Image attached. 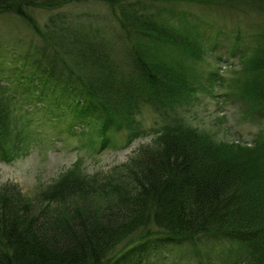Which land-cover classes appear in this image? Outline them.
<instances>
[{"label":"trees","instance_id":"trees-1","mask_svg":"<svg viewBox=\"0 0 264 264\" xmlns=\"http://www.w3.org/2000/svg\"><path fill=\"white\" fill-rule=\"evenodd\" d=\"M140 1L0 0V11L26 18L27 8L55 11L70 3L103 2L118 21L113 27L85 14L52 17L47 29L54 45L46 46L42 56L27 51L13 65L10 60L1 62L0 93L1 83L18 82L23 92H33L24 99L27 114L41 112L38 105L49 113L38 120L40 126H58L66 120L67 129L74 133L88 124L96 143L113 132L109 114H114V105L140 97L139 88L161 92L178 83L166 67L155 63L162 62L165 51L206 48L204 44L210 49L231 46L226 37L223 45L222 34L210 24L206 29L155 24L156 15L167 7L166 0L159 8L148 3L149 9L139 7ZM170 1L198 6L221 2ZM223 1L235 6L232 0ZM108 42L121 54L124 50V55L127 44L131 47V72L119 67ZM255 42L261 44L258 36ZM151 48L156 50V60L149 58ZM260 92L264 94V82ZM0 105L1 112L4 104L0 101ZM126 126L132 127L131 122ZM2 131L0 127V145H16L17 137ZM249 155L215 145L187 127L169 126L132 158L136 173H129L123 185L96 183L87 188L67 174L31 201H25L17 189L0 186V264H185L178 256L161 261L150 256L159 247L195 241L238 243L239 249L228 252L243 256L239 264H250L251 255L259 257L253 264H264V183L260 181L264 168ZM83 181L90 182L85 177ZM92 197L109 205L91 210L85 203Z\"/></svg>","mask_w":264,"mask_h":264},{"label":"rangeland","instance_id":"rangeland-1","mask_svg":"<svg viewBox=\"0 0 264 264\" xmlns=\"http://www.w3.org/2000/svg\"><path fill=\"white\" fill-rule=\"evenodd\" d=\"M232 1L234 7L223 0L214 6L176 2L173 5L167 0L163 3L167 7L159 9L163 12L156 15L155 24L203 26L205 29L210 28L206 25L210 24L216 33L222 34L223 45L227 44L226 37L231 39V46L210 49L204 44L206 48L186 51L184 47H173L165 51L162 62L155 63L161 69L166 67V72L174 75L178 83L161 92L139 88L140 97H128L123 104L114 105V114L109 111L113 132L99 137L96 143L88 124L74 129V133L67 129L66 120L59 122L58 126H40L38 120L46 119L44 115L49 113L40 105L41 112H36L35 116H29L25 110L24 99L27 100L33 92L28 89L23 92L17 86L18 82L5 81L8 86L1 83L0 101L4 104V110L0 112L1 131L8 130L17 140L16 145L14 142L0 145V186L13 191L17 189L25 201H31L44 196L53 182L67 174L73 177L72 181H81V185L87 188L94 187L96 183L100 187L123 185L130 179L129 173H136L131 164L140 148L151 146L167 127L178 125L195 130L215 145L250 153L249 156L261 162L264 168V94L260 92L264 82V0ZM140 2L138 6L146 9H149L148 3L156 8L161 5V0ZM82 3H70L63 10L55 11L27 8L23 10L27 18L0 11V44L3 47L0 65L4 60H10L13 65L27 51L37 56L44 55L45 47L54 45L48 37L50 30L47 25L52 17H61L60 14L67 18L85 14L99 23L109 21L113 27L118 25L106 3ZM149 12L148 15L151 14ZM256 36L261 41L257 47L254 46ZM105 44L112 50L119 67L131 72V47L127 44L129 50L124 55V50L121 54L112 43ZM198 48L201 52L195 51ZM151 49L149 58L156 60V50ZM183 82L186 86L179 87ZM123 121L131 122L132 127H127ZM2 132L6 134V131ZM5 141L8 142L7 139ZM83 176L90 182L83 181ZM260 181L264 183V175ZM89 201L85 204L91 210L99 204L109 205V201L106 203L103 198L92 197ZM181 243L157 248L150 259L161 261L165 257L178 256L185 264H239L243 259L242 255L228 252L239 249L238 243ZM256 258L259 259L256 255L249 256L250 264Z\"/></svg>","mask_w":264,"mask_h":264},{"label":"bare ground","instance_id":"bare-ground-1","mask_svg":"<svg viewBox=\"0 0 264 264\" xmlns=\"http://www.w3.org/2000/svg\"><path fill=\"white\" fill-rule=\"evenodd\" d=\"M254 46H255V47L258 46V43L255 42V43H254Z\"/></svg>","mask_w":264,"mask_h":264}]
</instances>
